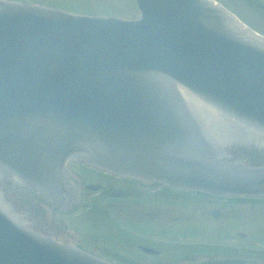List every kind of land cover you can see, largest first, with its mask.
<instances>
[{"label":"water","instance_id":"95a60500","mask_svg":"<svg viewBox=\"0 0 264 264\" xmlns=\"http://www.w3.org/2000/svg\"><path fill=\"white\" fill-rule=\"evenodd\" d=\"M137 3L142 20L126 22L0 0V184L71 210L78 161L264 197V163L234 157L218 124L264 139V39L209 0ZM0 264L111 263L32 231L0 188Z\"/></svg>","mask_w":264,"mask_h":264},{"label":"rangeland","instance_id":"374dc122","mask_svg":"<svg viewBox=\"0 0 264 264\" xmlns=\"http://www.w3.org/2000/svg\"><path fill=\"white\" fill-rule=\"evenodd\" d=\"M28 3H39L71 13L83 14L96 18H115L124 21L139 19L140 12L136 0H17ZM232 12L241 22L253 29L259 35L264 36V16L257 9L247 7L249 0H214ZM254 146L250 152L244 154L253 156ZM76 174V173H75ZM78 175V174H76ZM80 176V175H78ZM105 173L100 175L90 173V180L99 182L103 191H84L83 202L85 209H77L69 216L58 217L66 231L60 232L53 229V235L63 240H71L93 254L105 257L121 264H165L163 254L159 258L142 256L137 245H148V238H152L155 244L162 243L165 229L168 224V250L173 255L179 253L180 264H232L241 261L247 264H264V199L241 200L224 202L214 199L202 207L205 212L218 210L222 215L227 214L221 220H233L225 223L216 222L211 228H202L199 232L184 230L175 232V215L183 212L184 204L203 203V195L187 194L175 191H160L157 185H130V180L115 179ZM108 180H105V178ZM85 178V180H87ZM126 181V182H125ZM132 182V181H131ZM88 183V182H86ZM121 183H124L122 185ZM95 184V185H97ZM117 186V187H113ZM120 187V188H119ZM105 188V190H104ZM15 190H6L5 198L9 199L14 208L20 212H31V222L38 230L49 227L39 226L47 222L53 224L49 216L42 219L50 210L36 202L35 206L24 200L23 193H14ZM160 192V194H158ZM165 196H164V195ZM33 201V200H32ZM215 203H218L214 205ZM221 204V205H220ZM34 205V204H33ZM209 210V212H207ZM34 211H37L38 214ZM244 212L248 215H241ZM162 214L166 218L162 220ZM240 214V215H239ZM168 215H170L168 217ZM181 224V222H179ZM49 226V225H48ZM62 228V227H60ZM244 235L240 236V235ZM163 236V237H162ZM97 238L98 244L108 245V249L102 252L97 242L89 244L93 238ZM88 239H90L88 241ZM162 246V245H160ZM103 248V247H102ZM163 253L165 249L160 247ZM141 254V255H140ZM124 255V256H123ZM149 258V259H147ZM154 259V260H151ZM171 260V258H170Z\"/></svg>","mask_w":264,"mask_h":264},{"label":"flooded vegetation","instance_id":"af4514ba","mask_svg":"<svg viewBox=\"0 0 264 264\" xmlns=\"http://www.w3.org/2000/svg\"><path fill=\"white\" fill-rule=\"evenodd\" d=\"M249 6L250 7H253L255 9L258 10V12L262 13L263 16H264V0H249ZM85 169L87 168H80L81 171H85ZM149 185H153V184H149ZM229 202H234V201H238V199H225ZM211 199H208V201H205L203 203H200V204H196V203H187V204H184V207L185 209H181L183 212H181L180 214L178 215H175V219H174V222L175 223H178L177 225H174V231L175 232H183L184 230H190L191 232H199V230H201L202 228H211L214 225L215 226V223L217 222L219 224V222H221L222 224L227 222V221H230L232 222L233 220H221L223 218H226L227 217V214L225 215H222V213H220L218 210H215L216 212H213V211H210L209 210L207 212L209 213H204L206 210L205 208L202 209L203 206L207 205V204H210ZM218 203H215L214 205H216ZM221 205V204H220ZM235 204L232 203V206H234ZM25 217L29 220H32L33 218V214L31 212H25L24 213ZM240 215V214H239ZM241 215H244V214H241ZM170 215H168L169 217ZM166 218V214H162V220ZM53 221H56L54 219V216H52L51 218ZM52 221V222H53ZM179 222H181V224H179ZM39 226L43 229V227H49V228H46L48 231L47 232H52L51 229L57 231V230H60L58 229V225L57 223L53 222V224H47V222H44L42 225L39 224ZM169 223L166 224L164 223V227L165 229L163 231H166L164 232V237L162 240V243H157L155 244L156 242L154 241V239L152 238V235H150V237L148 238V246L150 247H153L154 249H156V253L155 255H152V257H155V258H159L162 254L163 256L165 257V259H168V261L165 263V264H180L179 261H180V256H179V253L175 251V254L173 255L170 251H167L169 246H168V227H169ZM210 230H213L212 228ZM53 233V232H52ZM240 236H243L244 235H240ZM162 245V246H160ZM162 247L165 249V252L163 253L162 251L159 250V248ZM171 258V260H170ZM159 263V261H156L154 262V264H157ZM232 264H247V263H244V262H237V263H232Z\"/></svg>","mask_w":264,"mask_h":264},{"label":"bare ground","instance_id":"6f19581e","mask_svg":"<svg viewBox=\"0 0 264 264\" xmlns=\"http://www.w3.org/2000/svg\"><path fill=\"white\" fill-rule=\"evenodd\" d=\"M238 27L241 28V30H243V31H244V29H245V28L242 27V26H238ZM243 28H244V29H243ZM245 30H246V29H245ZM246 31H247V30H246ZM247 32H248V31H247ZM196 103H197V102H196ZM102 247H103V246H102ZM102 247H101L102 252H105V247H103V248H102Z\"/></svg>","mask_w":264,"mask_h":264}]
</instances>
